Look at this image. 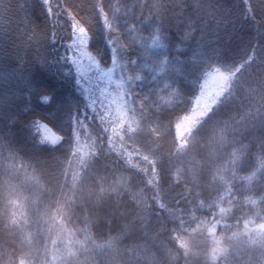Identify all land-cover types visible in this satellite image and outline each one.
I'll return each instance as SVG.
<instances>
[{
    "label": "trees",
    "instance_id": "trees-1",
    "mask_svg": "<svg viewBox=\"0 0 264 264\" xmlns=\"http://www.w3.org/2000/svg\"><path fill=\"white\" fill-rule=\"evenodd\" d=\"M11 1L20 36L0 23V264H264V0ZM89 6L108 16V26L91 18L89 51L106 50L107 65L116 57L136 95L122 150L102 134L69 58ZM43 10L64 111L74 104L78 133L100 143L74 198L72 155L45 123L55 100L35 104L40 86L11 52L40 30L17 19ZM218 76L204 91L208 113L180 138L201 85ZM31 115L43 149L24 128Z\"/></svg>",
    "mask_w": 264,
    "mask_h": 264
},
{
    "label": "rangeland",
    "instance_id": "rangeland-1",
    "mask_svg": "<svg viewBox=\"0 0 264 264\" xmlns=\"http://www.w3.org/2000/svg\"><path fill=\"white\" fill-rule=\"evenodd\" d=\"M84 10L86 16L89 17V23L86 24L83 22L81 25L75 23L76 27H74V31L70 35L71 43L69 45V58L74 66V74L76 75L77 84L81 93L85 97V100L88 102L92 115H95L98 124L104 127L102 134L104 137L105 135L106 137H109L112 147L122 150L121 144L125 138V135H123L124 131L128 129L131 133L138 123L137 106L134 101L136 95L132 92L133 83L130 80V76L126 74V70L122 67L116 57L111 64L107 65L104 64L99 57L102 55L106 56V50H99L98 57H95L89 51L93 33L91 27H94L91 18L97 21V16L101 14V17L105 21L107 20L106 22L108 26V16L105 13L106 8H99V12H97V9L89 6L88 9ZM13 11H15V8L14 3L11 0H0V23H4L6 26H9V28H12L10 36L8 37H12V40L17 36H20V31L17 32L16 28L11 27L10 25L13 19V17H11ZM43 13L46 16L45 11L43 10V12L41 11V13H38L36 18L32 20H29L28 18L17 19L25 20L26 23L31 22L33 25L37 24L40 27V30H32L31 33L25 34L24 38L21 37V40H26V45H23L20 48L14 46L11 52L13 58L17 61L16 64H19L20 66L21 74L24 73L28 82H33L40 86V93L35 94V96L33 93L32 99L35 100V104L42 108L47 104H49V106L52 105L54 103L52 100H55V104L52 106L54 109V114L52 116H54L55 123L52 124L47 121L45 123L49 125L53 132L51 133L52 138L64 137L65 154L67 151H70V155H72L69 163L74 172V180L72 181V184L67 187V191L64 192L66 195L70 194V198H74L81 191L80 186L81 183H83L84 177L88 175L87 172L91 173L94 169L91 167L93 148L94 152H96L100 143L97 139L94 141L90 135V138H86L85 135L82 136L78 133L79 125L74 121V104L71 105V103L68 102L69 107L64 111L67 101L63 106L62 100L65 99L63 96L64 90L55 83V78L51 72L49 62L50 53L52 51L51 38L53 37H51L52 35L47 28L49 24H47ZM96 25L95 22V26ZM58 42L59 39L57 40V43ZM3 67L4 66H0V81H5V74L2 70ZM18 69L19 68L17 67V70ZM212 80L219 85L223 79L218 76L215 77V79H209V82H204L201 85L199 97L194 103L192 112L181 121L180 138L184 136L186 132L193 130L197 123L202 120L203 115L208 113L209 101L207 100L206 97L208 96L204 94V91L209 89L208 83H210V81L212 82ZM208 98L211 100L210 96ZM34 117L35 116L32 115L29 118L26 117L27 121L24 128L29 126L31 132H36L39 135L38 147L48 146L49 142L42 138L41 127L43 122L38 121L37 123L33 120ZM80 122L82 123V121ZM21 132L24 133V144L28 146L30 138L29 134L26 133L28 130L24 129V131ZM43 147L40 149H43ZM50 147L54 146L50 145ZM62 148L63 146L61 149ZM125 154L128 158L134 156L131 152H126ZM118 182L122 184V181L119 179ZM21 202L22 204H26L25 201ZM213 231H211V233H213Z\"/></svg>",
    "mask_w": 264,
    "mask_h": 264
}]
</instances>
